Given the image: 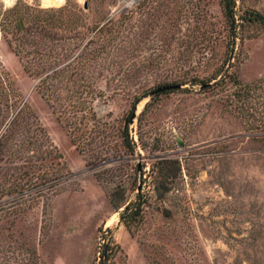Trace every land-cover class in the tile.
Listing matches in <instances>:
<instances>
[{
    "label": "rangeland",
    "instance_id": "obj_1",
    "mask_svg": "<svg viewBox=\"0 0 264 264\" xmlns=\"http://www.w3.org/2000/svg\"><path fill=\"white\" fill-rule=\"evenodd\" d=\"M19 1L33 17L103 30L90 52L105 53L47 101L0 29V72L19 94L14 107L0 100V137L25 110L0 153V264H94L109 228L123 249L114 264H264V27L247 21L264 0H235V45L223 0ZM12 7L0 0V20ZM110 21L127 42L116 73L105 69ZM42 30L27 40L33 58L47 43L71 61L84 42ZM145 91L129 149L126 118ZM140 189L143 218L129 230L111 195L125 205Z\"/></svg>",
    "mask_w": 264,
    "mask_h": 264
},
{
    "label": "trees",
    "instance_id": "obj_2",
    "mask_svg": "<svg viewBox=\"0 0 264 264\" xmlns=\"http://www.w3.org/2000/svg\"><path fill=\"white\" fill-rule=\"evenodd\" d=\"M223 8L228 23L232 29L233 45H235V36H236L235 31L237 27L235 25L237 23L236 13L234 12L235 0H223ZM32 9H33L32 7L25 6L19 1L14 7L7 10L6 13L3 15V17L0 20V29L3 36L6 38V41L9 44L10 48L21 59L25 72L31 77L35 76V78L36 77L38 78L39 80L38 87L42 96L47 101L57 102L58 99L56 100L54 98H56L58 92L55 91H59L60 87L64 83L65 77L67 75H71L72 77H74L75 75L80 74V72L85 69L84 65L85 64L89 65V62L91 61V59H93V56L101 57L105 52L99 51V53L96 55L95 52L93 53L92 51L90 52V47L92 46L94 41L89 39L92 38L93 33H95V31L98 28H95L91 24H87V22H84L83 24H72V25L57 24V23H62V17L53 20L50 18L49 19L41 18L39 16L33 17L34 15H31L30 13ZM65 10L67 9L63 8L59 10V12L63 13ZM247 21L253 24H259L264 27V14L260 12H250L248 14ZM113 23L115 22L110 21V23L106 25L108 29L112 28L111 29L112 38L109 41V45H112V47L114 46L113 51L111 47V50L109 52L110 54H112V59L109 61L108 65L104 64L103 67L105 68V66L107 65V68L105 69H107L109 72L113 71L116 73L118 71V68L125 66V61H122L124 55L119 53L124 51L127 42L121 40V38H119V35L116 34V32L120 31V29L122 28V24L116 25ZM62 29H65L67 31L73 29V31H75V34H77L76 39L84 40V42L82 41L83 43L82 46L80 44L76 46L74 50L69 48V53L71 54H76V52L78 51L77 55L74 56L71 61H69L68 58L69 54L67 56L65 55V53L61 54L54 48L56 46L55 44H52V46H50L47 43H43V46L38 44L37 45L38 48L40 49L45 48V49L36 52L34 54L35 58L32 57L30 51L27 48V44H29L27 42V40H29L28 39L29 36L33 37L36 35V33L39 34L40 33L39 30L46 31V34L49 36L51 35L56 36ZM102 32L103 30H99L96 34H94L95 36H93L92 39L98 38L97 36L98 35L100 36ZM40 40L44 42L42 39ZM46 52H49V54H47ZM64 55H65V59H63ZM120 55H122V58H120L121 57ZM30 57L32 58L30 59ZM62 59L65 60V62L60 63L63 61ZM95 63L98 64L97 61ZM83 74L86 79V78H90V76L94 74V72L88 71V72H84ZM219 77H221V79L217 81V85L222 83V81H224L228 77V75L220 74L215 79L217 80ZM168 85L182 86V84H176V83L168 84ZM202 85H207V84L202 83ZM0 87H1L0 100L2 99L3 101V97H4L3 105L5 106L6 104L5 102L7 101V99L9 102V100L13 98L14 101L13 104L10 105V107H14L15 104H17L18 101L17 99L19 98V94H17V92L12 89L11 80L9 76H7V74L2 72H0ZM239 87L241 88L240 90H244L245 92H248L252 88L250 85L242 86L241 83L239 84ZM239 93L237 94L238 97H240ZM100 94L102 96L104 93L100 92ZM148 96L149 93L147 91L136 96L135 100L132 103L131 109L128 113V116L126 118L124 141L127 148L129 149L132 147L131 146L132 141L129 139L130 123L134 119L137 106ZM24 115H25V110L23 107L15 116L13 121L8 125V128L4 131L2 136L0 137V153L2 151L1 149L8 147V144L12 143L15 135L17 134L16 131L20 129L23 123L22 121L25 119ZM38 125L39 123L37 122L36 126ZM36 129L39 130L38 128ZM141 197H142V192L140 189L139 194L137 196V200L135 202H131L129 204L123 205V202L121 201L124 200V195L122 194L120 195L118 190L111 195V202L117 211H119L121 208H123V206H125L124 211L121 213V221L125 224L126 228L129 230H131L134 227V225L137 224L143 218L145 206L143 202L140 200ZM102 241L103 242L100 243L99 246L97 260L94 264H114L115 259L118 258L123 253V249L121 245L117 243L113 235V231L110 228L107 229L106 233L103 235Z\"/></svg>",
    "mask_w": 264,
    "mask_h": 264
},
{
    "label": "water",
    "instance_id": "obj_3",
    "mask_svg": "<svg viewBox=\"0 0 264 264\" xmlns=\"http://www.w3.org/2000/svg\"><path fill=\"white\" fill-rule=\"evenodd\" d=\"M139 1L140 0H133L132 4H137ZM181 88H182L181 85H167V86H163V87H160L157 90H155L151 94V96L159 95V94H162V93H165V92H169V91H173V90H178V89H181ZM135 115H134V118H135Z\"/></svg>",
    "mask_w": 264,
    "mask_h": 264
},
{
    "label": "bare ground",
    "instance_id": "obj_4",
    "mask_svg": "<svg viewBox=\"0 0 264 264\" xmlns=\"http://www.w3.org/2000/svg\"><path fill=\"white\" fill-rule=\"evenodd\" d=\"M6 1H7L8 3H10V6H11V7L14 6V5H16V4H15V3H16V0H6ZM132 2H133V0H129L127 4L130 5ZM54 3H55L54 0H44V4H45L46 6H53Z\"/></svg>",
    "mask_w": 264,
    "mask_h": 264
}]
</instances>
